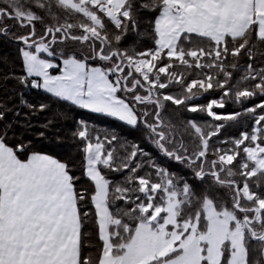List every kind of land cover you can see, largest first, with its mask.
Returning <instances> with one entry per match:
<instances>
[{"label":"snow or ice","instance_id":"1","mask_svg":"<svg viewBox=\"0 0 264 264\" xmlns=\"http://www.w3.org/2000/svg\"><path fill=\"white\" fill-rule=\"evenodd\" d=\"M0 264H264V0H0Z\"/></svg>","mask_w":264,"mask_h":264},{"label":"trees","instance_id":"2","mask_svg":"<svg viewBox=\"0 0 264 264\" xmlns=\"http://www.w3.org/2000/svg\"><path fill=\"white\" fill-rule=\"evenodd\" d=\"M144 46H151V42L147 40L144 41L141 47H144ZM208 98L210 97H205L204 100H200L198 102L204 103L206 99ZM61 110H63V112L65 113L66 119H61L58 127H60L62 131L65 145L67 146V150L69 151L72 150L71 148L72 140H71L70 132L74 130V123H75L73 119L74 117L77 119L78 118L87 119L90 125H95L96 128L100 130L101 132H103L105 128H108V129L116 128L117 130H122L124 134H127L129 131L126 128L121 129L120 128L121 122L118 121L117 119L111 118L109 116H105L103 114L93 113V112H89L88 110L78 109L75 106H71L68 104L61 106ZM172 110L175 111V109H172ZM245 123H247V121H245ZM241 130H244V129H237L235 127L228 128L225 130V135L235 136L238 134V131H241ZM129 139H139V134L137 133L134 136H130ZM147 150L152 151V148L148 147ZM162 162L167 163L166 160ZM170 166L173 168V170L179 167L174 162ZM92 243L99 245V241L95 235L93 236ZM91 251L95 252L96 249L95 248L91 249Z\"/></svg>","mask_w":264,"mask_h":264},{"label":"rangeland","instance_id":"3","mask_svg":"<svg viewBox=\"0 0 264 264\" xmlns=\"http://www.w3.org/2000/svg\"><path fill=\"white\" fill-rule=\"evenodd\" d=\"M100 114V113H99ZM104 115V114H103ZM106 116V115H105ZM111 118H113V117H111ZM115 119V118H114Z\"/></svg>","mask_w":264,"mask_h":264}]
</instances>
